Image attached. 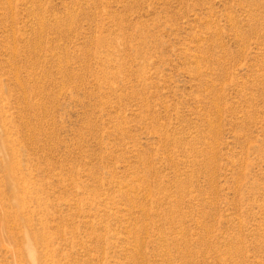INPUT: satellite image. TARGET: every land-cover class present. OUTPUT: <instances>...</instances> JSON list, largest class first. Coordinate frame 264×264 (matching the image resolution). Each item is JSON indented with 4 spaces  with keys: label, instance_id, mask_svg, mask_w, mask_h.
Returning <instances> with one entry per match:
<instances>
[{
    "label": "rangeland",
    "instance_id": "obj_1",
    "mask_svg": "<svg viewBox=\"0 0 264 264\" xmlns=\"http://www.w3.org/2000/svg\"><path fill=\"white\" fill-rule=\"evenodd\" d=\"M0 264H264V0H0Z\"/></svg>",
    "mask_w": 264,
    "mask_h": 264
}]
</instances>
